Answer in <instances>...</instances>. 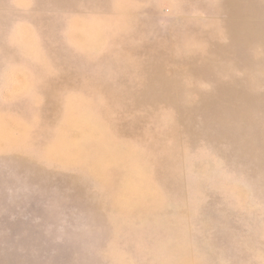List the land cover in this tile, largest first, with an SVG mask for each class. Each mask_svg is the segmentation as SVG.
<instances>
[{
    "label": "rangeland",
    "instance_id": "obj_1",
    "mask_svg": "<svg viewBox=\"0 0 264 264\" xmlns=\"http://www.w3.org/2000/svg\"><path fill=\"white\" fill-rule=\"evenodd\" d=\"M0 264H264V0H0Z\"/></svg>",
    "mask_w": 264,
    "mask_h": 264
}]
</instances>
